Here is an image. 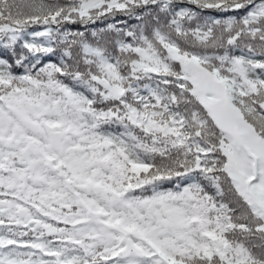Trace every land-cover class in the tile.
I'll return each instance as SVG.
<instances>
[{"label":"snow or ice","instance_id":"snow-or-ice-1","mask_svg":"<svg viewBox=\"0 0 264 264\" xmlns=\"http://www.w3.org/2000/svg\"><path fill=\"white\" fill-rule=\"evenodd\" d=\"M0 264H264V0H0Z\"/></svg>","mask_w":264,"mask_h":264}]
</instances>
